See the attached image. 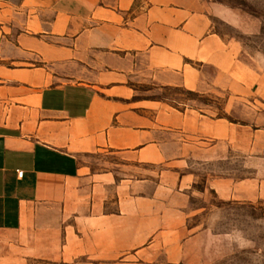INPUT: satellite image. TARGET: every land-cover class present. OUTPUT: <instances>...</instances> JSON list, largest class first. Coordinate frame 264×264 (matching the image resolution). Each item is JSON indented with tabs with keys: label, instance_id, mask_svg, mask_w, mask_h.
I'll return each instance as SVG.
<instances>
[{
	"label": "crops",
	"instance_id": "1",
	"mask_svg": "<svg viewBox=\"0 0 264 264\" xmlns=\"http://www.w3.org/2000/svg\"><path fill=\"white\" fill-rule=\"evenodd\" d=\"M206 0H0V264H216L190 199L264 207V60ZM226 95L224 111L160 96ZM242 154L252 176L207 164ZM113 155L96 168L97 154ZM22 174H19V173ZM202 182L203 188H197Z\"/></svg>",
	"mask_w": 264,
	"mask_h": 264
},
{
	"label": "rangeland",
	"instance_id": "2",
	"mask_svg": "<svg viewBox=\"0 0 264 264\" xmlns=\"http://www.w3.org/2000/svg\"><path fill=\"white\" fill-rule=\"evenodd\" d=\"M229 6L241 14V24L248 33L240 32L238 28L214 20V26L224 37L235 38L241 42L245 56L264 60V0H206ZM178 107L185 104L211 109L215 114L228 116L224 111L226 95L209 96L197 95L189 91L171 89L160 95ZM226 160L206 164L205 169H211L219 175L240 179L252 176V168L244 165L242 154L230 152ZM101 159L96 161L94 167L99 168L107 160H114L113 155L102 153L95 155ZM197 188H203L202 182ZM193 210L200 209L197 214L189 217L187 226L190 228H214L216 233H233L237 236V252L233 256H226L216 264H264V207L260 201L238 202L217 201L213 195L208 194L207 199L193 196L190 199Z\"/></svg>",
	"mask_w": 264,
	"mask_h": 264
},
{
	"label": "built area",
	"instance_id": "3",
	"mask_svg": "<svg viewBox=\"0 0 264 264\" xmlns=\"http://www.w3.org/2000/svg\"><path fill=\"white\" fill-rule=\"evenodd\" d=\"M19 174H22L21 172Z\"/></svg>",
	"mask_w": 264,
	"mask_h": 264
},
{
	"label": "trees",
	"instance_id": "4",
	"mask_svg": "<svg viewBox=\"0 0 264 264\" xmlns=\"http://www.w3.org/2000/svg\"><path fill=\"white\" fill-rule=\"evenodd\" d=\"M190 93H192L191 91H189Z\"/></svg>",
	"mask_w": 264,
	"mask_h": 264
}]
</instances>
